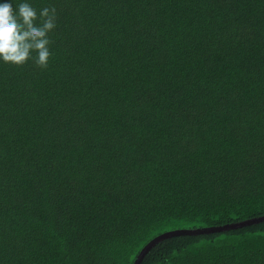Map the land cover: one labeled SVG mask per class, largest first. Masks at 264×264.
Segmentation results:
<instances>
[{"label":"trees","instance_id":"1","mask_svg":"<svg viewBox=\"0 0 264 264\" xmlns=\"http://www.w3.org/2000/svg\"><path fill=\"white\" fill-rule=\"evenodd\" d=\"M54 6L46 68L0 63V264H134L264 215V0ZM142 264H264V222Z\"/></svg>","mask_w":264,"mask_h":264},{"label":"clouds","instance_id":"2","mask_svg":"<svg viewBox=\"0 0 264 264\" xmlns=\"http://www.w3.org/2000/svg\"><path fill=\"white\" fill-rule=\"evenodd\" d=\"M56 20L54 6L37 11L32 0H0V63L23 67L31 61L46 68Z\"/></svg>","mask_w":264,"mask_h":264},{"label":"water","instance_id":"3","mask_svg":"<svg viewBox=\"0 0 264 264\" xmlns=\"http://www.w3.org/2000/svg\"><path fill=\"white\" fill-rule=\"evenodd\" d=\"M260 222H264V215L260 217H254V218L242 220L239 222L221 225V226H210V227H201V228H192V229H177V230L168 231L158 235L157 237L152 239L147 245H145L143 249L140 251L139 255L137 256L134 264H142L146 255L152 250V248H154L158 243L162 242L167 238L180 236V235H203V234L219 233V232L243 228Z\"/></svg>","mask_w":264,"mask_h":264}]
</instances>
